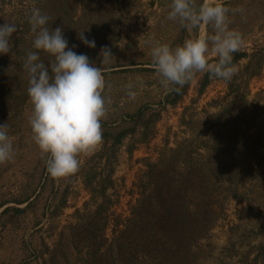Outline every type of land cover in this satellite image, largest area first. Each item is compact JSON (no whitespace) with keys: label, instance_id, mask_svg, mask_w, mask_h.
<instances>
[{"label":"rangeland","instance_id":"374dc122","mask_svg":"<svg viewBox=\"0 0 264 264\" xmlns=\"http://www.w3.org/2000/svg\"><path fill=\"white\" fill-rule=\"evenodd\" d=\"M0 264H264V0H0Z\"/></svg>","mask_w":264,"mask_h":264},{"label":"trees","instance_id":"16d2710c","mask_svg":"<svg viewBox=\"0 0 264 264\" xmlns=\"http://www.w3.org/2000/svg\"><path fill=\"white\" fill-rule=\"evenodd\" d=\"M224 63H227V61L226 62H224ZM234 62H231V63H228L227 65H231V64H233ZM59 77V76H58Z\"/></svg>","mask_w":264,"mask_h":264}]
</instances>
